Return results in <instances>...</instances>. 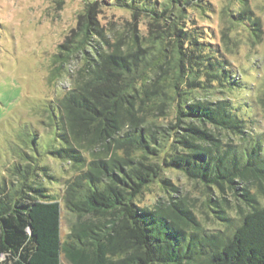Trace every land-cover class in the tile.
<instances>
[{
	"label": "trees",
	"instance_id": "1",
	"mask_svg": "<svg viewBox=\"0 0 264 264\" xmlns=\"http://www.w3.org/2000/svg\"><path fill=\"white\" fill-rule=\"evenodd\" d=\"M110 1L145 27L130 25L112 45L103 37L102 48L94 34H103L84 19L58 45L50 73L73 67L70 86L47 106L51 136L36 144L28 131L32 155L19 154L27 164L10 168L13 180L0 178V264H61V255L72 264H264V206L251 205L246 187L239 195L251 209L236 217L222 207L225 198H210L211 188L238 194L234 178L264 180V147L258 135L243 136L252 130L242 112L248 102L230 99L248 87L210 34L192 26L191 11L208 5ZM258 100L264 108V92ZM44 155L72 168L61 198L38 176L48 175ZM165 168L219 208L223 228L207 230L192 197L170 194L176 187ZM154 183L167 202L138 206ZM59 199L75 217L64 239Z\"/></svg>",
	"mask_w": 264,
	"mask_h": 264
},
{
	"label": "rangeland",
	"instance_id": "2",
	"mask_svg": "<svg viewBox=\"0 0 264 264\" xmlns=\"http://www.w3.org/2000/svg\"><path fill=\"white\" fill-rule=\"evenodd\" d=\"M204 2L208 5L205 12L191 11L192 26L204 28L210 34L212 42L233 69L235 78L248 87L235 90L229 94L233 96L230 99L239 106L248 102L242 112L251 120L249 128L252 130L243 136L250 139L258 135L264 147V108L258 100L264 92V0ZM243 10L247 18L239 21V13ZM84 19H91L92 26L103 34L101 37L99 33L94 34L102 48L108 45L101 38L112 45L117 42L118 33H126L130 25L137 23L141 31L146 24L140 18L135 20L128 9L110 0H0V178L13 180L10 168L14 164H27L19 154L24 151L32 155L31 145L23 141H29L28 131L36 133V144L51 136L52 129L46 125L47 106L70 86L69 73L73 68L66 67L60 74L50 73L54 67L53 54ZM40 164L48 167V175L39 170L38 176L61 198L67 180L73 175L72 168L47 155L42 157ZM163 177L169 178L176 187L170 191L172 196L187 193L193 198V210L207 230L223 228L213 211L219 208L214 204L208 208L203 203L205 195L197 186L167 168L163 170ZM234 182L240 188L238 194L227 187L224 191L211 188L210 193L213 201L225 198L222 207L229 216L236 217L239 208L243 212L251 209L248 201L239 195L244 187L254 198L252 206H264V180L257 182L247 177L234 178ZM165 194L161 185L154 183L140 196L137 205L166 203ZM60 204V235L64 239L75 217L65 209L63 201L60 200ZM61 264L72 263L61 255Z\"/></svg>",
	"mask_w": 264,
	"mask_h": 264
}]
</instances>
